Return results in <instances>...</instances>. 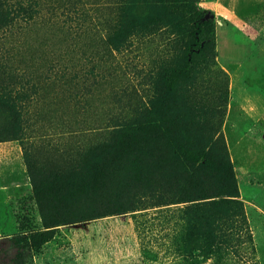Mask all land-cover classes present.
I'll list each match as a JSON object with an SVG mask.
<instances>
[{"label":"rangeland","instance_id":"374dc122","mask_svg":"<svg viewBox=\"0 0 264 264\" xmlns=\"http://www.w3.org/2000/svg\"><path fill=\"white\" fill-rule=\"evenodd\" d=\"M0 86V264H264V0H0Z\"/></svg>","mask_w":264,"mask_h":264},{"label":"trees","instance_id":"16d2710c","mask_svg":"<svg viewBox=\"0 0 264 264\" xmlns=\"http://www.w3.org/2000/svg\"><path fill=\"white\" fill-rule=\"evenodd\" d=\"M193 35L195 36V39H201V26H199L197 30H193ZM209 40H210V42L212 41L211 37H209ZM185 68L189 69L190 67L186 66ZM23 99H25V97L23 95H21V93H18L16 91V94H15V93H12L11 91H9L6 86H0V113L3 114L5 120L9 119L10 117L13 116V120L11 123L14 124V127L20 128V129L23 128V126H22L23 117L21 116L23 106L21 109V105L19 104L18 101H22ZM219 141L221 143V152H222L223 158L225 160V165L227 164V166L230 168V167H232V164H231L228 148H227L226 143L220 137H218V139H216L215 141L212 142V145L209 147V149H203V153L205 155V158L209 157V155L212 152L213 145L215 143H218ZM175 153L176 152H174V154ZM171 157L173 159L176 158L179 160V162L181 163V166L183 168L185 177H187L188 180L194 178L195 171L192 170V167H194V164L190 158H187L184 156H177L176 154L171 155ZM230 173H231L232 188L228 192L216 190L215 193L212 195L213 197H215L216 203L228 201L229 198H223L225 196L237 195L236 194V192H237L236 191V180H235L232 169H230ZM92 176H93V173H91V177Z\"/></svg>","mask_w":264,"mask_h":264}]
</instances>
